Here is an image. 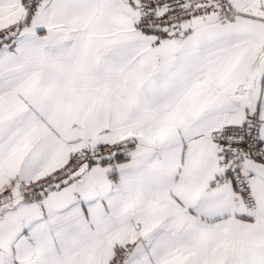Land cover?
I'll return each instance as SVG.
<instances>
[{
	"label": "snow or ice",
	"instance_id": "obj_1",
	"mask_svg": "<svg viewBox=\"0 0 264 264\" xmlns=\"http://www.w3.org/2000/svg\"><path fill=\"white\" fill-rule=\"evenodd\" d=\"M0 264H264V0H0Z\"/></svg>",
	"mask_w": 264,
	"mask_h": 264
}]
</instances>
